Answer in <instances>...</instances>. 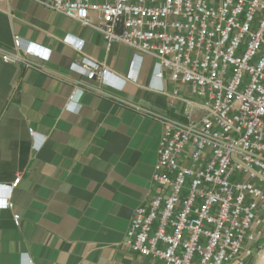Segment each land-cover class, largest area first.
<instances>
[{
    "label": "built area",
    "instance_id": "obj_1",
    "mask_svg": "<svg viewBox=\"0 0 264 264\" xmlns=\"http://www.w3.org/2000/svg\"><path fill=\"white\" fill-rule=\"evenodd\" d=\"M32 1L97 30L107 49L127 45L139 65L154 60L170 112L135 108L161 135L150 197L122 244L159 264H248L264 236V0ZM13 48L4 62L40 68L19 36ZM76 66L101 82L109 72L87 57Z\"/></svg>",
    "mask_w": 264,
    "mask_h": 264
},
{
    "label": "crops",
    "instance_id": "obj_2",
    "mask_svg": "<svg viewBox=\"0 0 264 264\" xmlns=\"http://www.w3.org/2000/svg\"><path fill=\"white\" fill-rule=\"evenodd\" d=\"M14 36L39 69L1 59ZM82 57L107 68L103 82L73 67ZM153 73L151 57L139 65L127 45L107 49L88 25L32 0L0 2V201L13 203L0 208V264H159L122 244L150 197L161 135L135 108L170 112Z\"/></svg>",
    "mask_w": 264,
    "mask_h": 264
},
{
    "label": "rangeland",
    "instance_id": "obj_3",
    "mask_svg": "<svg viewBox=\"0 0 264 264\" xmlns=\"http://www.w3.org/2000/svg\"><path fill=\"white\" fill-rule=\"evenodd\" d=\"M260 247H257L253 256L248 259V264H256L258 258L260 257L261 252H263V259H264V236L260 241Z\"/></svg>",
    "mask_w": 264,
    "mask_h": 264
},
{
    "label": "bare ground",
    "instance_id": "obj_4",
    "mask_svg": "<svg viewBox=\"0 0 264 264\" xmlns=\"http://www.w3.org/2000/svg\"><path fill=\"white\" fill-rule=\"evenodd\" d=\"M261 260V259H260Z\"/></svg>",
    "mask_w": 264,
    "mask_h": 264
}]
</instances>
